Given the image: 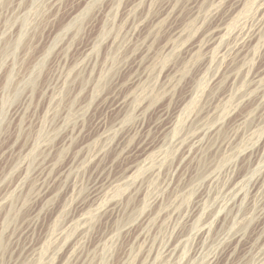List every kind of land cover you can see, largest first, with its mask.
Here are the masks:
<instances>
[{
  "label": "rangeland",
  "instance_id": "374dc122",
  "mask_svg": "<svg viewBox=\"0 0 264 264\" xmlns=\"http://www.w3.org/2000/svg\"><path fill=\"white\" fill-rule=\"evenodd\" d=\"M0 264H264V0H0Z\"/></svg>",
  "mask_w": 264,
  "mask_h": 264
}]
</instances>
